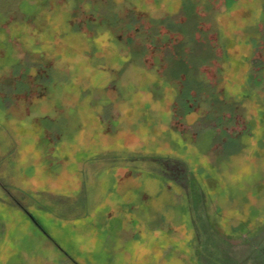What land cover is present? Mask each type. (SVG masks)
<instances>
[{
    "label": "rangeland",
    "instance_id": "374dc122",
    "mask_svg": "<svg viewBox=\"0 0 264 264\" xmlns=\"http://www.w3.org/2000/svg\"><path fill=\"white\" fill-rule=\"evenodd\" d=\"M0 264H264V0H0Z\"/></svg>",
    "mask_w": 264,
    "mask_h": 264
},
{
    "label": "trees",
    "instance_id": "16d2710c",
    "mask_svg": "<svg viewBox=\"0 0 264 264\" xmlns=\"http://www.w3.org/2000/svg\"><path fill=\"white\" fill-rule=\"evenodd\" d=\"M76 12L77 11L70 12L68 14V19L66 21L67 22L69 21V22L72 23V21L74 19L76 20L77 16L79 15V14L77 15ZM88 16H90V15H88ZM77 20L79 21L80 19H77ZM182 24H183L182 22H178L176 20H173L172 22H169V20H166V19L163 20V22L161 23V25H164L165 28L169 30L168 33L172 34V36H167L166 35L165 39L163 41L164 44L161 43L162 46L165 47L166 50H167V52H166L167 53V55H166L167 58H171V59L183 58L184 59L186 55H190V56L191 55H196V53H198L201 50V49H199L200 47L197 46L198 44H196V41H194L192 38H191L190 41H187V37L189 36L188 35L189 33L185 30L186 29V27H184L185 24H183V26H182ZM149 31L152 32L151 29ZM157 33L158 32H156L155 34H157ZM161 37H162V35H161ZM152 42H154V41H152ZM152 46H153V48L157 47V45L155 43H153ZM153 48H151L149 50L151 51ZM207 52H209L206 55V57L208 59L207 63H209L211 60H213L212 59L213 56H216V55H215V53L213 51V48L207 49ZM202 64H205V63H202ZM193 91H194L195 95L194 94L190 95L191 93L189 92V94H188V92H187L186 94L188 95V97H194L197 94H199V89L198 88H196V87L193 88ZM182 101L186 102V101H189V99L182 100ZM208 103H209V101H208ZM212 104H209V106L210 107L212 106V109L216 110L217 104H214V103H212ZM185 106L187 107V109H190L192 105H191V103L189 101V104L187 103V105H185ZM220 110H222V109H220ZM221 113L223 114V111H221ZM218 119H219V117H218ZM226 120H229V118H226Z\"/></svg>",
    "mask_w": 264,
    "mask_h": 264
}]
</instances>
